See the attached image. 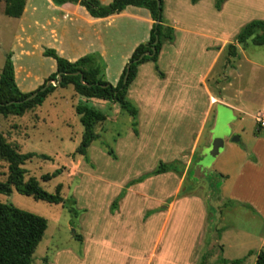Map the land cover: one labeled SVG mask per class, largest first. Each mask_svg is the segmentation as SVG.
Wrapping results in <instances>:
<instances>
[{"label":"rangeland","instance_id":"obj_1","mask_svg":"<svg viewBox=\"0 0 264 264\" xmlns=\"http://www.w3.org/2000/svg\"><path fill=\"white\" fill-rule=\"evenodd\" d=\"M3 5L0 1V70L5 55L12 53L18 23L17 18L4 14ZM249 42L239 48V56L234 58L224 50L206 76L207 90L219 100L210 108L208 117V92L196 79L205 64L179 59L185 71L180 73L167 66L170 57L165 54L157 68L151 62L143 66L147 74V83L141 85L143 91L137 89L138 93L127 96L138 110L137 134L132 132L131 117L115 102L90 99V104L100 108L106 118L94 127L99 137L89 145L87 159L74 152L82 133L74 106L83 97L71 85L58 88L42 104L22 115L0 114V132L6 141L18 152L34 153L22 164L26 170L23 177L33 176L49 192L61 183V195L72 196L78 210L75 216L61 203L34 199L15 188L0 191L1 202L12 203L47 220L32 264H200L201 255L205 256L204 264H222L215 262L217 257L232 259L245 255L241 264H253L255 253L247 252L258 251L252 246L256 245L254 235L263 228L261 219L252 205L228 197L229 188L235 184L247 202L264 198V170L240 171L245 158H252L255 137L263 135L264 130L262 127L258 132L254 120L258 112H264V45ZM242 49L259 66L247 62ZM22 59L24 65L29 61L23 55ZM14 61L19 63L18 55ZM29 67L38 75V55H34ZM164 69L169 78L163 88ZM15 80L18 82L16 76ZM163 107L167 109L164 116ZM200 130L198 162L191 159L186 166L175 161L182 166L185 180L187 167L194 169L197 164H205L208 172L215 174L214 181L201 179L202 173L197 171L201 180L195 187L189 180L171 192L173 178L183 175L172 172L170 179L164 176L167 173L150 175L131 185L130 192L127 188L128 201L125 194L110 210L111 202L126 182L152 171L160 161L177 156L176 151L181 148H190ZM234 136L238 141L232 140ZM106 148L113 149L115 158L107 154ZM41 153L50 159L39 157ZM7 172V162L0 158V181L6 179ZM45 173L52 175L43 179ZM181 185L193 187L183 194L197 195L203 204L188 196L179 203L181 198L176 197L183 195L177 194ZM213 189L231 202L220 207V211L215 209L214 202L209 212L205 198L208 190L211 197L217 195ZM175 198L178 205L166 216ZM248 247L252 248L247 250Z\"/></svg>","mask_w":264,"mask_h":264},{"label":"crops","instance_id":"obj_2","mask_svg":"<svg viewBox=\"0 0 264 264\" xmlns=\"http://www.w3.org/2000/svg\"><path fill=\"white\" fill-rule=\"evenodd\" d=\"M99 1L106 4L111 0ZM162 17L173 28L174 38L171 41L165 40L162 43L156 62L146 60L138 64L135 77L128 86L127 96L129 97V94L131 96L133 92L138 93L137 89L143 91L141 85L147 83V80H145L147 74L143 66L149 62L154 66L157 65L163 58V54L168 55L167 58L170 57V64L167 66L180 70V73H185V71L182 63L178 61L179 59L183 61L192 59L202 61L205 65L196 79L203 90L206 93L208 92L209 104L205 112V116L208 117L210 108L219 100L207 90L205 85L206 76L223 54L225 45L233 41L234 36L244 24L253 19L264 20V0H223L219 9L215 8L214 0H196L195 2L190 0H163ZM16 18L18 23L14 36L15 42L10 50L12 51L11 60L14 66V78L15 76L18 78V82L16 80L15 82L22 91L34 89L36 84H41L48 74L55 71V60L42 54L45 47L53 48L58 55L69 61H74L86 53H98L105 64L103 78L109 83L115 84L132 50L138 43L148 38L152 25L148 10L143 7L127 5L119 13L106 17H93L82 5L71 2L55 5L51 0H25L23 11ZM166 44H168L167 49H164ZM239 48L237 47L238 54ZM241 52L247 62L257 65L247 57L245 50L242 49ZM35 54L38 55L41 64L38 75L34 71L31 72L29 67ZM15 55H18L19 63L14 61ZM22 55L25 60H29L25 65L22 61ZM161 74L164 88L167 86L169 74L165 69ZM141 75L144 80L139 79ZM164 82L166 83L164 84ZM57 89L52 93L56 92ZM212 98L215 100L212 101ZM184 106L185 104L181 107ZM166 113L167 109L163 107V116ZM256 124L259 132L264 125L259 126L257 122ZM199 135H201V130L196 134L190 148H181L176 151L177 156H173L167 162L178 160L187 166L192 159L195 148H197ZM251 155V159L245 158L243 161L241 173L256 168L259 171L264 170V130L263 135L255 137ZM163 174H166L164 176L169 179L173 178L171 171ZM182 178L183 176L178 179L173 178L175 185L171 192L179 187ZM131 185L127 187H130L129 192L131 191ZM128 193L126 194L125 190L121 199L126 194L125 200L128 201ZM185 196L196 198L203 204L201 198L194 194H183L176 198H181L178 200L180 203L182 200H186ZM228 197L252 205L263 226L262 230L254 235L256 236V245L252 247L257 250H264V198L247 202L248 199L236 190L235 184L229 188ZM176 198L172 204L170 203L169 209L166 210V216L178 205ZM247 235H250V233ZM252 247H248L247 250ZM253 257L255 259L254 255Z\"/></svg>","mask_w":264,"mask_h":264},{"label":"trees","instance_id":"obj_3","mask_svg":"<svg viewBox=\"0 0 264 264\" xmlns=\"http://www.w3.org/2000/svg\"><path fill=\"white\" fill-rule=\"evenodd\" d=\"M4 3L3 12L11 17H19L23 11L25 0H0ZM53 4L60 5L65 2L76 3L82 5L87 12L93 17H106L111 14L119 13L127 5H133L146 8L152 20V25L149 31L148 38L138 43L132 50L127 59L122 72L115 84L109 83L103 78L104 62L100 55L95 52L86 53L74 61H69L58 55L53 48L45 47L42 51L44 56H50L55 60L56 69L44 78L43 82L29 91L19 89L14 78V66L11 60V52L5 55L3 65L0 70V114L7 115H22L26 110L42 104L45 98L52 93L56 88H65L69 85L73 87L76 94L83 99L76 102L74 110L79 117V122L82 126L81 139L75 153L87 159V149L93 140L99 137L95 132L94 127L97 123L105 120L106 115L102 110L92 104L90 99L98 98L115 102L118 107L126 112L131 117V128L134 134H137V107L127 97L128 86L134 79L136 69L139 63L152 60L156 62L157 55L161 49L162 43L171 41L174 38V30L168 25L162 17L163 0H111L106 4H102L99 0H51ZM195 2L196 0H190ZM223 0H214V6L219 9ZM248 39L252 44H264V20L253 19L248 21L234 36L232 42L225 45V52L228 57L239 56L237 47L244 48L248 44ZM149 52V54H146ZM157 68V65H155ZM126 75L125 81L124 76ZM58 84H52V80H58ZM49 83L46 85V83ZM198 147V146H197ZM16 148L8 143L0 132V158L7 162V175L4 181H0V191L9 192L15 188L20 193L32 196L34 199L43 200L50 203H61L69 212L75 216L78 210L75 208V199L72 196L63 197L60 193L61 183H57L54 192H49L42 188L36 178L33 176L25 179L23 177L26 170L22 164L34 155L33 152H18ZM196 149L192 159H197ZM106 152L112 158H115L112 148H106ZM39 157L50 159L47 154H39ZM199 159H197L198 162ZM196 162V163H197ZM200 167V168H199ZM188 176L182 174L183 168L179 162L173 160L170 162L160 161L156 167L136 179H132L125 183L122 190L117 194L110 204L112 211L118 200L123 196L126 188L135 182L142 181L150 175H157L164 172H175L183 175L182 184L186 181H191L195 187L201 179L207 178L208 181H214L215 174L208 172L207 167L203 164H197L195 168L187 167L185 169ZM200 171L201 179L196 175ZM54 174V173H53ZM52 174L45 173L43 179H49ZM222 176V175H220ZM209 188H213V183L209 184ZM192 187V188H193ZM192 188H183L180 186L177 194L181 195ZM208 188V189H209ZM207 189V188H206ZM214 190V189H213ZM215 196L211 195V190L207 191L205 198L206 207L213 209L212 203L216 204V208L220 211V207L229 205L231 200L225 201L222 199L220 191H213ZM215 200V201H214ZM47 226V220L42 215L31 211L19 208L9 202L0 201V264H32V255L41 241L44 231ZM74 237L80 240L78 234ZM255 253L253 264H264V250L260 249L253 252L248 250L247 255ZM200 264L203 263V255H201ZM246 256V255H245ZM245 256L239 258H224L216 259V263L222 264H241L245 260Z\"/></svg>","mask_w":264,"mask_h":264},{"label":"built area","instance_id":"obj_4","mask_svg":"<svg viewBox=\"0 0 264 264\" xmlns=\"http://www.w3.org/2000/svg\"><path fill=\"white\" fill-rule=\"evenodd\" d=\"M255 121L259 124V126H263L264 125V112H258L255 116H254Z\"/></svg>","mask_w":264,"mask_h":264},{"label":"water","instance_id":"obj_5","mask_svg":"<svg viewBox=\"0 0 264 264\" xmlns=\"http://www.w3.org/2000/svg\"><path fill=\"white\" fill-rule=\"evenodd\" d=\"M146 54H149V52H146ZM125 79H126V75L124 76V79H123V80L125 81ZM59 80H60V77H58V80H52V82H53V84H58V83H59ZM48 83H49V81L46 83V85H47ZM232 140H233V141H238V138L234 136V137L232 138Z\"/></svg>","mask_w":264,"mask_h":264}]
</instances>
